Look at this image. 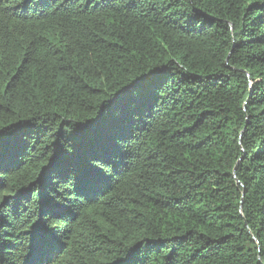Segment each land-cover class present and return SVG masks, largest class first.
<instances>
[{
	"label": "trees",
	"instance_id": "trees-1",
	"mask_svg": "<svg viewBox=\"0 0 264 264\" xmlns=\"http://www.w3.org/2000/svg\"><path fill=\"white\" fill-rule=\"evenodd\" d=\"M0 264H264V0H0Z\"/></svg>",
	"mask_w": 264,
	"mask_h": 264
}]
</instances>
